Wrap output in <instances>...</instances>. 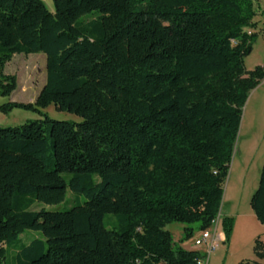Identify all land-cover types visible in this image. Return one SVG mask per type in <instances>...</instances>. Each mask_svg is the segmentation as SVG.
Segmentation results:
<instances>
[{"label":"trees","instance_id":"1","mask_svg":"<svg viewBox=\"0 0 264 264\" xmlns=\"http://www.w3.org/2000/svg\"><path fill=\"white\" fill-rule=\"evenodd\" d=\"M0 0V95L18 87L4 73L16 54L44 52L46 83L35 102L81 122L49 116L0 127V264L27 229L19 264H206L166 229L217 219L249 92L257 34L255 0ZM87 200L67 210L66 190ZM251 204L264 224V164ZM107 214L116 226L105 224ZM233 218L224 217L225 241ZM193 234L186 229V236Z\"/></svg>","mask_w":264,"mask_h":264},{"label":"rangeland","instance_id":"2","mask_svg":"<svg viewBox=\"0 0 264 264\" xmlns=\"http://www.w3.org/2000/svg\"><path fill=\"white\" fill-rule=\"evenodd\" d=\"M48 9L55 12L54 0H44ZM257 15L255 26L250 29L257 34L252 43V51L245 58V68L249 73L258 66H264V0H255ZM4 73L16 75L18 87L10 95H0V105L10 101L35 102L39 92L46 83L47 55L44 52L16 54L9 61ZM49 116L56 120L81 122L83 118L77 114L58 109L54 104L41 108V112L14 108L10 112L0 110V127H14L28 120L42 119ZM264 164V78L249 92L242 108V122L236 148L225 184V194L220 211L219 229L224 231V217L233 218V231L229 241L220 242L213 249L206 264H264V224L256 217L251 200L259 186L261 170ZM87 200L84 194L73 192L67 188L65 199L59 203L48 204L37 202L36 211L67 210ZM117 217L107 214L105 224L108 228L116 226ZM193 229L191 236H186L187 228ZM212 227V226H210ZM209 227V228H210ZM175 242L206 252L204 245L195 244L202 235L199 223L172 222L166 227ZM41 231L27 229L19 240L7 245L5 264H19L17 255L22 242L29 244L35 238H42Z\"/></svg>","mask_w":264,"mask_h":264},{"label":"built area","instance_id":"3","mask_svg":"<svg viewBox=\"0 0 264 264\" xmlns=\"http://www.w3.org/2000/svg\"><path fill=\"white\" fill-rule=\"evenodd\" d=\"M220 214L212 223V227L202 231L201 237L195 240V244L204 245L207 253V259L210 252L215 249L220 242H225V233L219 229Z\"/></svg>","mask_w":264,"mask_h":264},{"label":"crops","instance_id":"4","mask_svg":"<svg viewBox=\"0 0 264 264\" xmlns=\"http://www.w3.org/2000/svg\"><path fill=\"white\" fill-rule=\"evenodd\" d=\"M220 214V213H219ZM221 216V215H220ZM221 218V217H220ZM186 248V247H185ZM194 249H199V248H194ZM201 250V249H200Z\"/></svg>","mask_w":264,"mask_h":264}]
</instances>
